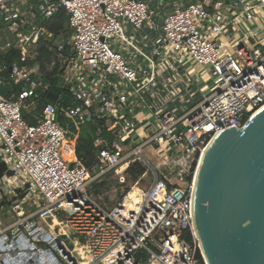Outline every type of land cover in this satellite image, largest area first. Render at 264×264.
Returning a JSON list of instances; mask_svg holds the SVG:
<instances>
[{
    "label": "built area",
    "instance_id": "built-area-1",
    "mask_svg": "<svg viewBox=\"0 0 264 264\" xmlns=\"http://www.w3.org/2000/svg\"><path fill=\"white\" fill-rule=\"evenodd\" d=\"M51 71L64 93L45 102ZM0 85V264H208L196 171L218 133L264 107V0H0ZM183 91L199 99L179 113ZM89 122L97 177L125 185L133 163L146 168L113 207L76 154Z\"/></svg>",
    "mask_w": 264,
    "mask_h": 264
},
{
    "label": "water",
    "instance_id": "water-1",
    "mask_svg": "<svg viewBox=\"0 0 264 264\" xmlns=\"http://www.w3.org/2000/svg\"><path fill=\"white\" fill-rule=\"evenodd\" d=\"M7 91L0 85L1 94ZM212 141L194 200L196 229L208 260L264 264V107L243 128H227ZM6 169L0 160V177ZM10 203L2 200L0 206Z\"/></svg>",
    "mask_w": 264,
    "mask_h": 264
},
{
    "label": "trees",
    "instance_id": "trees-1",
    "mask_svg": "<svg viewBox=\"0 0 264 264\" xmlns=\"http://www.w3.org/2000/svg\"><path fill=\"white\" fill-rule=\"evenodd\" d=\"M68 14L65 8H61L49 21L47 27L50 31L54 32L56 35L61 31L68 33L67 21ZM17 51H13L12 54L7 58L8 61H11ZM51 51L46 46L42 45L39 50L38 59L43 60L45 57L50 56ZM47 79L51 82V89L49 91L48 97L44 100L45 102H53L60 95L64 93L63 88L60 85L59 77L55 76V71H51L47 75ZM64 96V95H63ZM96 124L89 122L85 126H82L79 132V137L77 140L76 154L79 158H82L83 163L90 170L92 175H96L98 171V160L96 157V148L93 145V134L95 133ZM69 146V145H68ZM67 146V147H68ZM96 164V167L93 168V165ZM146 168L139 162L133 163L129 169V172H133L135 176L140 177ZM102 177V176H99ZM201 264H204L202 261Z\"/></svg>",
    "mask_w": 264,
    "mask_h": 264
},
{
    "label": "rangeland",
    "instance_id": "rangeland-1",
    "mask_svg": "<svg viewBox=\"0 0 264 264\" xmlns=\"http://www.w3.org/2000/svg\"><path fill=\"white\" fill-rule=\"evenodd\" d=\"M131 29V28H130ZM37 54H32V57L30 59H36ZM49 57V56H48ZM29 59V60H30ZM47 61H44V59L41 61L42 62V68L44 71L47 70ZM194 89V87H193ZM185 94V98L183 101L177 100L175 103L171 104V107L178 106L179 107V113L182 112L183 105H188L192 106L194 103H196L199 99V95L194 97L193 99H190L189 94L183 91ZM59 118V114H58ZM69 123H71L69 120H67ZM68 137L71 139L73 138V134H68ZM71 146H68L64 149L65 156L68 159V154L71 151ZM145 153L147 155H150L147 149H145ZM152 156V155H151ZM152 160L154 163H156L158 160L155 156H152ZM96 167V164L93 165V168ZM165 172V171H161ZM139 179V177L135 176L133 172H129L128 174V181L127 184L121 185L119 181L116 178L115 172L111 171L108 173L106 176L102 177H97L96 175L90 176V180H92L90 187H89V193L98 201L100 202L101 205L105 207H113L115 204H117L120 200L122 195L124 194L125 190L132 185L135 184L136 181ZM140 185H146V182L143 181L141 182ZM10 210L9 205H6L4 210L1 212V219L5 223H11L14 220V216L11 215V212H7ZM49 221H51L49 219ZM72 245V243H70Z\"/></svg>",
    "mask_w": 264,
    "mask_h": 264
},
{
    "label": "bare ground",
    "instance_id": "bare-ground-1",
    "mask_svg": "<svg viewBox=\"0 0 264 264\" xmlns=\"http://www.w3.org/2000/svg\"><path fill=\"white\" fill-rule=\"evenodd\" d=\"M260 110H261V109H260ZM260 110H259V111H260ZM257 112H258V111H257ZM257 112H256V113H257ZM256 113H255V114H256ZM212 143H213V141L209 144V146L207 147V149L204 151V153L202 154V156H201V158H200L199 165H198V168H197V171H196V176H195V180H196V182H195V188H197V185H198V182H199L200 172H201V168H202V165H203V162H204L205 156H206L207 151H208V149L210 148V146H211ZM68 145L71 146V149H72V150L69 152V154H68V160H74V156H73V147H72V145H71L68 141L65 142L64 149H65ZM136 191H137V190H136ZM136 191H135L134 193H132L131 195L134 196V195L136 194ZM195 193H196V189H195ZM194 198H195V196H194ZM201 247H202V252H203V254H204L205 258H206L207 263L210 264V262H209V260H208V257H207V254H206V251H205V249H204V246H203L202 241H201Z\"/></svg>",
    "mask_w": 264,
    "mask_h": 264
}]
</instances>
